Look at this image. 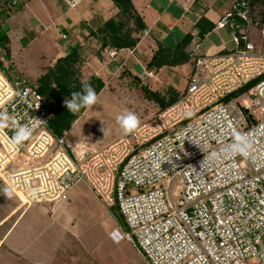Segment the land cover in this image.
<instances>
[{
  "label": "built area",
  "instance_id": "built-area-1",
  "mask_svg": "<svg viewBox=\"0 0 264 264\" xmlns=\"http://www.w3.org/2000/svg\"><path fill=\"white\" fill-rule=\"evenodd\" d=\"M60 1L73 9L85 0ZM250 2L236 0L211 30L228 32L231 49L198 55L191 33L195 70L176 102L79 162L28 77L0 66L2 183L25 206L67 201L84 183L150 264H264V21ZM17 4L0 0V12ZM237 134L242 153L230 148Z\"/></svg>",
  "mask_w": 264,
  "mask_h": 264
},
{
  "label": "crops",
  "instance_id": "crops-1",
  "mask_svg": "<svg viewBox=\"0 0 264 264\" xmlns=\"http://www.w3.org/2000/svg\"><path fill=\"white\" fill-rule=\"evenodd\" d=\"M235 1L130 0L134 17H127L114 0H85L73 9L60 0H17L11 14L0 18V29L7 37L6 51L0 49V66L10 76L36 81L77 48L82 55V80L100 79L101 95L116 77L141 81L145 72L165 74L166 69L147 68L158 48L174 49L186 35L199 34L201 25H214ZM255 5L256 14L263 5L260 1ZM109 21L119 22L122 28L107 40L98 32ZM210 33L199 40L198 48L202 43L203 48L198 55L232 48L225 31L216 33L220 43H204ZM133 41L132 46L125 44ZM192 49L190 42L186 53ZM113 50L117 55L109 58L107 53ZM86 112L82 114L86 119L79 117L64 134L70 149L92 144V136L83 129L89 120ZM12 209L0 220V264H150L127 241L126 225L115 209L102 205L84 183L70 191L67 201L19 204Z\"/></svg>",
  "mask_w": 264,
  "mask_h": 264
},
{
  "label": "trees",
  "instance_id": "trees-1",
  "mask_svg": "<svg viewBox=\"0 0 264 264\" xmlns=\"http://www.w3.org/2000/svg\"><path fill=\"white\" fill-rule=\"evenodd\" d=\"M122 6L121 15L127 17H134L133 8L130 0H114ZM263 5L262 10H258L255 14L256 2ZM250 10L252 19H259L261 22L264 21V0H251ZM257 11V10H256ZM10 13H1L4 17H8ZM119 23V22H118ZM115 21L107 22L103 29H101L98 34L103 35L105 39H110L117 29H121L122 25ZM214 25L200 26L199 30V40H202L204 36L212 30ZM192 36L190 34L186 35L179 44L174 48H163L159 47L156 53L151 58V61L147 64L148 69H166L178 74V76L186 83L194 73V60L189 58L186 53V48L191 42ZM7 42V37L3 35L0 29V49L5 50V44ZM127 46H132L134 41L131 43H125ZM105 46V44H103ZM264 48V42L262 43ZM121 48V47H119ZM6 51V50H5ZM82 60V55L79 49H73V51L66 57L58 59L52 68H49L44 75L32 83L35 91L43 99V108L48 115V125L51 131L58 137L63 138L64 134L68 132L74 122L85 112V109H81L79 113H71L64 105V100L70 99L73 92L82 91V86L84 83L90 84L97 93V96L104 87L103 82L100 79L91 77L87 80H82L80 76V64ZM261 78H258L248 85L240 89L239 91L231 94L229 98L237 97L240 94L247 92L256 83H258ZM185 91V87L182 90H176L171 88L169 90V95L164 97L155 94L156 100L164 103L163 106H169L176 102ZM164 107V108H165ZM164 108H157L156 113Z\"/></svg>",
  "mask_w": 264,
  "mask_h": 264
},
{
  "label": "rangeland",
  "instance_id": "rangeland-1",
  "mask_svg": "<svg viewBox=\"0 0 264 264\" xmlns=\"http://www.w3.org/2000/svg\"><path fill=\"white\" fill-rule=\"evenodd\" d=\"M257 38V33L253 31L252 41L257 42ZM204 43H208L209 45L218 44L220 43V39L216 33L212 32L205 38ZM202 44L200 45L201 48H198L199 50H196L195 53L202 51ZM10 65V63L7 64V67ZM164 71L165 74L163 75L159 72L154 73L152 79L144 74L141 81L128 77L123 79L125 75L109 80L108 88L103 94L98 96L97 104L86 112L89 120L88 123L86 121L84 122L85 125H83V129L86 131L85 134H87V136H92L89 138L92 144H90L88 148L70 149L74 160L77 162L84 160L88 153L92 154L96 152L126 132L122 130L117 123L116 118L118 115L125 112L134 113L138 117L139 123L137 126H139L155 115L157 108L165 107L163 106L164 103L159 102V99L156 100L155 94L159 93V95L166 97L169 95V90L171 88L182 90L185 87V82L177 73L170 70ZM29 80L31 83H36L34 79ZM84 115L80 117L85 120L86 116ZM102 127L106 129L105 134L101 131ZM176 184L177 182L174 184L173 189ZM6 188L7 187L0 180V220L9 210L12 208V210L16 209V206L20 204L19 200L12 192L10 196L4 192ZM173 189L171 190L173 191Z\"/></svg>",
  "mask_w": 264,
  "mask_h": 264
},
{
  "label": "clouds",
  "instance_id": "clouds-1",
  "mask_svg": "<svg viewBox=\"0 0 264 264\" xmlns=\"http://www.w3.org/2000/svg\"><path fill=\"white\" fill-rule=\"evenodd\" d=\"M98 96L94 88L88 84L84 83L82 86V91L73 92L71 98L64 100L65 107L73 114L79 113L81 109L91 110L94 105L97 104ZM117 123L120 128L124 131H131L135 129L139 123L138 117L132 112H125L117 116ZM101 131L105 134L106 129L102 127ZM29 133L28 129H24L22 132L18 133V137L26 136ZM83 136V134H82ZM84 137V136H83ZM85 141L88 138L84 137ZM233 152H244L245 142L244 137L237 134V142L230 146ZM7 195H11L10 189H4Z\"/></svg>",
  "mask_w": 264,
  "mask_h": 264
}]
</instances>
